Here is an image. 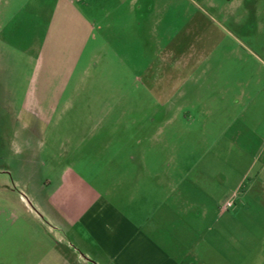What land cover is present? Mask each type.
Returning a JSON list of instances; mask_svg holds the SVG:
<instances>
[{
	"label": "rangeland",
	"instance_id": "374dc122",
	"mask_svg": "<svg viewBox=\"0 0 264 264\" xmlns=\"http://www.w3.org/2000/svg\"><path fill=\"white\" fill-rule=\"evenodd\" d=\"M53 1L0 0V264L50 257L54 201L73 213L175 155L243 170L253 144L241 126L264 122V0H170L136 31L95 30L83 48L74 31L52 29ZM18 115L32 145L19 157L8 148ZM241 202L237 215L264 218Z\"/></svg>",
	"mask_w": 264,
	"mask_h": 264
},
{
	"label": "crops",
	"instance_id": "0c3cea01",
	"mask_svg": "<svg viewBox=\"0 0 264 264\" xmlns=\"http://www.w3.org/2000/svg\"><path fill=\"white\" fill-rule=\"evenodd\" d=\"M169 1L54 0L48 8L52 29L74 31L75 46L83 48L96 38L95 30L136 31L138 17L164 13ZM235 125L230 121L225 128ZM250 127L258 133L252 142ZM241 128L246 144H253L243 170L222 173L205 166V160L219 159L215 154L175 155L164 168L147 175L139 170L112 194L95 193L73 213L54 201L61 233L56 240L51 236L50 257L45 251L38 264H264V218L237 215L245 211L233 206L241 200L247 208L251 202L264 207V122ZM220 175L235 196L227 208L229 196L217 197Z\"/></svg>",
	"mask_w": 264,
	"mask_h": 264
},
{
	"label": "clouds",
	"instance_id": "9594fccd",
	"mask_svg": "<svg viewBox=\"0 0 264 264\" xmlns=\"http://www.w3.org/2000/svg\"><path fill=\"white\" fill-rule=\"evenodd\" d=\"M18 126L12 132V138L8 142V148L15 156L19 157L24 155L26 150L30 149L32 145L22 140L23 133L27 131L30 126V122H24L23 119L17 116ZM43 140H36V148L43 149Z\"/></svg>",
	"mask_w": 264,
	"mask_h": 264
},
{
	"label": "built area",
	"instance_id": "2783aa9c",
	"mask_svg": "<svg viewBox=\"0 0 264 264\" xmlns=\"http://www.w3.org/2000/svg\"><path fill=\"white\" fill-rule=\"evenodd\" d=\"M233 204V201L231 199L227 200V202L225 203V205L228 207V206H231ZM225 206V207H226Z\"/></svg>",
	"mask_w": 264,
	"mask_h": 264
}]
</instances>
